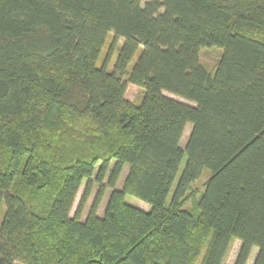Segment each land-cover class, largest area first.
Returning <instances> with one entry per match:
<instances>
[{"label":"trees","instance_id":"16d2710c","mask_svg":"<svg viewBox=\"0 0 264 264\" xmlns=\"http://www.w3.org/2000/svg\"><path fill=\"white\" fill-rule=\"evenodd\" d=\"M234 237L264 264V0H0V264H223Z\"/></svg>","mask_w":264,"mask_h":264},{"label":"rangeland","instance_id":"374dc122","mask_svg":"<svg viewBox=\"0 0 264 264\" xmlns=\"http://www.w3.org/2000/svg\"><path fill=\"white\" fill-rule=\"evenodd\" d=\"M255 35L256 36H262V33L257 32V33H255ZM112 39H113V33H110L109 36H108L106 45L104 46L103 51H102V53L100 55V58H99V61H98L99 65L102 63L104 55H105L106 51L108 50ZM122 43H123V39H119L117 41V46H116L114 55L112 56L111 62L109 64L110 68L113 67L114 61H115L117 53H118L117 49H119V47L121 46ZM221 52H222V49L219 48V47L203 48L201 50V52H200V59H201L202 63L208 69L213 70L215 68V66L217 65V62H218V60L220 58V55H221ZM137 56L138 55H136L134 57V59L132 61V64H130V67L133 65L134 61L137 59ZM127 97L129 98V100L133 101L134 103H140L141 97H142V88H139V87H137L135 85H129L128 89H127ZM191 127H192V125L190 123L186 127V130H185L184 135H183L182 140H181V145L182 146H185V143H186L187 138L189 136V133L191 131ZM183 165H184V161L182 163L180 171L183 168ZM127 170H128V167H126L124 169V172H123V174H122V176H121V178H120V180H119V182L117 184V186L119 188L122 186L123 179H124V177H125V175L127 173ZM209 174H210L209 170H205L204 173L202 174V176L195 183H193L192 186H191L190 193L192 194V197L186 202L185 206L188 207V208H192L195 211V213H197V208H196V205H195V201L199 197L201 192L204 190V183H205L206 179L208 178ZM105 183H106V181H105ZM98 186L99 185L96 182H93L91 193H90V196L88 197V200L86 202V206H85V209H84V212H83V218H85V216L87 215L88 209H89L90 205L92 204V202L94 200L95 194L98 191V188H99ZM84 187H85V182L82 185V187L80 189V192L78 193V196L76 198V202H75V205H74V208H73V212L77 208V205H78V203L80 201V198H81V195L83 193ZM110 192H111V189H109V188L106 189V192L104 194L103 200H102V202L100 204V208H99V213L100 214L103 213L104 206H105V204L107 202V199L109 197ZM126 200L129 203H131L133 205H136V206H139V207H141L143 209H149V204H147L146 202L138 199L135 196L127 195L126 196ZM194 230H192V234H191V237H190L191 241L193 243L197 242V236H198V231L197 230L194 231ZM205 230L208 231L207 229H205ZM205 233L207 234V239H209V237L211 236V231L205 232ZM240 244H241V241L238 238L234 237L232 239L229 251L227 253V256H226L223 264H232L235 261L237 253H238V250H239V247H240ZM205 248H206V245L204 246L203 250H205ZM257 252H258V247L254 246L253 249H252V252L250 254V257H249V260H248L247 264H253ZM201 259H202V256L197 261V264H200Z\"/></svg>","mask_w":264,"mask_h":264}]
</instances>
